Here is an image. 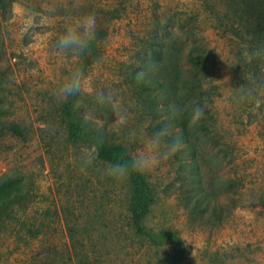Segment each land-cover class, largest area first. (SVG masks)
<instances>
[{"label": "rangeland", "instance_id": "rangeland-1", "mask_svg": "<svg viewBox=\"0 0 264 264\" xmlns=\"http://www.w3.org/2000/svg\"><path fill=\"white\" fill-rule=\"evenodd\" d=\"M87 14L96 17V37L106 30L97 50L78 60L57 55L65 25ZM195 40L207 57L199 69L188 61L201 51ZM147 59L158 70L138 80ZM77 67L92 89L121 98L132 114L126 130L82 119L86 110L113 118L87 85L67 100L57 95ZM151 76L176 103L155 104L158 89H146ZM258 79L264 0H12L6 16L0 9V264H170L173 247L132 225L129 178L107 176L108 163L98 156L90 166L81 163L101 132L103 142L132 155L165 125L175 141L179 129L166 105L181 110L197 154L180 147L144 173L155 193L147 230L177 232L186 248L180 264H264V103L240 99L252 95ZM196 106L203 116L190 126ZM73 122L85 133L81 140L71 138ZM193 158L199 182L191 179ZM198 184L211 194L201 203Z\"/></svg>", "mask_w": 264, "mask_h": 264}, {"label": "clouds", "instance_id": "clouds-1", "mask_svg": "<svg viewBox=\"0 0 264 264\" xmlns=\"http://www.w3.org/2000/svg\"><path fill=\"white\" fill-rule=\"evenodd\" d=\"M96 17L87 14L77 18L74 22L65 25L64 31L55 41L57 55L61 57H71L78 60L86 52L89 51L92 42L96 39ZM47 33L44 36L47 37ZM253 57L258 56V51L251 53ZM102 58L97 60L100 64ZM158 63L152 60H146L142 67L136 72L138 80L146 79L150 74H154L158 70ZM88 89L94 94L95 102L102 106H107L112 111L111 121L101 120L94 111L86 110L81 113L85 122L94 123L100 129H114L117 133L123 132L129 126L132 114L125 106L121 98L115 91L95 90L91 88L88 78L82 68H75L58 88L57 95L67 100L70 97L81 95ZM244 86L242 85L241 88ZM252 95L249 96L245 92L240 99L242 101L251 100L259 107L260 103H264V80L258 79L256 84L250 89ZM170 111L173 116L181 114V110L170 105ZM203 116V109L199 106L192 108L189 116V125H197ZM172 134L168 125L163 126L158 131L148 136L144 140V145L135 155L130 158H119L114 162H109L105 166V173L117 181H124L130 177L132 173L144 174L156 168L162 161L168 160L175 150L181 147L179 141L169 142L168 137ZM129 140L134 138V133L129 134ZM103 144V132L95 138L94 144L90 149H85L81 156V163L84 166H90L95 162L98 156V148Z\"/></svg>", "mask_w": 264, "mask_h": 264}, {"label": "trees", "instance_id": "trees-1", "mask_svg": "<svg viewBox=\"0 0 264 264\" xmlns=\"http://www.w3.org/2000/svg\"><path fill=\"white\" fill-rule=\"evenodd\" d=\"M12 2V0H0V9L4 16H6L9 13V4ZM192 32V31H191ZM188 33L189 30H188ZM106 34V30L104 28H101L97 31V37L92 42L90 49H93V51L97 50V42L104 38ZM192 34V33H190ZM197 40H195L194 44ZM197 44V43H196ZM194 45V49L202 48L199 47V45ZM200 52H196L195 50L191 51L188 55V61L193 66H195L197 69L203 66L205 64V61L207 59L206 54L204 53L203 49H200ZM196 52V53H195ZM87 53V52H86ZM149 84L150 86L146 89H152L156 88L158 89V93L153 97V100L155 101V104H157V101L159 99L164 100L165 103H168V101L171 103L172 100H174V95L168 88L165 87V84L161 81H159L154 76H151L149 78ZM146 86V84H144ZM173 103H176L174 100ZM169 107L166 105V108ZM66 113L71 118L75 116L73 107L71 105H66ZM169 118L172 119L175 128H178L179 131L175 133L174 137L177 139L175 141H179L182 145L180 150L181 152H189L193 157L197 154V146L196 143L192 140V133L190 131V128L186 121H180L179 117L173 116L171 111H169ZM12 130L15 133H20L21 130L18 126H13ZM71 138L73 140H81L84 137V131L78 123L73 122L71 124ZM132 154L130 153V150L122 145V144H109L103 142V144L98 148V158L104 162H114L115 160L123 157V158H130ZM193 158L192 161V168L194 169V176L191 177L193 181H200V170L198 168L197 160ZM129 182L131 185V196L129 199V212L131 216V221L133 227L136 229V231L139 234L142 235H150L153 240L156 243L159 244H170L175 254L171 257L169 263L170 264H180L184 258H185V245L182 238L177 234L175 231H161L158 234L150 233V231L147 230V227L145 226V220L149 213L151 212L152 205L155 202V193L154 190L147 179L145 174L140 173H132L129 177ZM197 193L200 195L197 198L198 202H202V198H207L205 195H211L209 192H207L206 189H204L201 185L195 186ZM7 194H2L3 199L7 198Z\"/></svg>", "mask_w": 264, "mask_h": 264}]
</instances>
